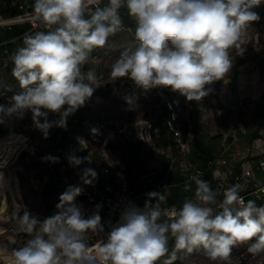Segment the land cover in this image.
I'll return each instance as SVG.
<instances>
[{
    "label": "clouds",
    "instance_id": "9594fccd",
    "mask_svg": "<svg viewBox=\"0 0 264 264\" xmlns=\"http://www.w3.org/2000/svg\"><path fill=\"white\" fill-rule=\"evenodd\" d=\"M262 0H108L104 7L90 9L86 0H34L33 11L45 30L25 34L23 46L11 55L12 76L21 91L0 105V124L23 119L32 113L35 127L48 138L53 127L66 128L67 118L84 107L100 87L93 70L82 71L95 48H103L110 35L123 28L120 9L135 20V46L126 48L111 65L113 80L127 77L138 88L163 87L201 101L217 81L224 80L233 66L230 50L243 55L248 27L260 20L253 9ZM129 105L135 97H124ZM46 110V111H44ZM57 115L50 121L48 114ZM43 117V122L40 118ZM93 135L98 129L93 128ZM45 160L55 161L47 156ZM91 157H72L80 165ZM3 174L0 173V187ZM97 173L85 168L83 185H93ZM195 200L161 222L164 192H149L143 208L130 204L112 225L107 239L95 246L86 242L89 232L103 231L97 211L85 218L75 203L80 186H69L61 194L57 212L43 221L26 207L14 213L17 231L31 237L11 253L13 264H173L177 253L202 249L211 260L227 259L232 249L248 245L254 255L264 253V206L254 200L245 203L234 184L217 193L209 183L194 175ZM192 190L190 183L184 191ZM155 201V203H152ZM212 205H217L215 211ZM169 234L174 247L169 250Z\"/></svg>",
    "mask_w": 264,
    "mask_h": 264
},
{
    "label": "trees",
    "instance_id": "16d2710c",
    "mask_svg": "<svg viewBox=\"0 0 264 264\" xmlns=\"http://www.w3.org/2000/svg\"><path fill=\"white\" fill-rule=\"evenodd\" d=\"M1 3V0H0ZM264 8V5L262 6ZM26 11H33V9H28L24 6L23 0L21 2L16 3L15 5H1L0 4V17H10L17 14H21ZM120 14H122V18L126 24L131 26L130 31L120 30L119 33L123 32L125 36L134 38L135 31V20L130 17L127 13L126 8L120 9ZM30 28L29 22H20L14 23L8 26H0V105H6L7 101L10 100L11 96L21 91L18 81L12 76L11 69L13 67L12 61L10 59L11 55L18 49L23 46V38L24 33ZM35 33V31H30L28 34ZM117 39L116 36H109V39ZM135 46V45H134ZM133 43L128 44V46H124L121 48L124 51L126 48L134 47ZM242 61H239V65ZM142 89V88H141ZM156 88L149 89L150 95L155 91ZM105 98V94H104ZM173 98L175 96L173 95ZM176 99V98H175ZM92 97L86 102L83 109H90V102ZM121 104L126 103L125 99L121 100ZM148 103V100L146 101ZM163 107L155 106V103H150V105H154V107H159V113L155 116V118L148 119L147 121L150 124V136L151 138L148 141H144L139 139L133 133L125 136L123 134H115L111 138L106 139V134L100 135L98 137V146L100 150L104 147H108L112 152H114L117 156H119V152L123 154L126 158L125 162V172L127 174V178L130 180V176L135 172L140 171V156L142 154H146L148 152H153V149L158 148H168V146L174 145L175 143L172 141L171 137L164 133L165 121L167 117L170 115L167 106L163 102ZM92 108V107H91ZM158 109V108H157ZM86 112H78V110L70 115L67 119V127L60 128L57 127L56 130L52 134L53 144L51 145L48 152L42 150L39 153H29L26 150H21L19 152L18 158L26 163L27 165L37 169L36 178L43 183V196L44 203L46 207L50 206L48 202V197H57L60 193L67 190V185L72 184V177L75 175L77 179L81 181V174L76 172L77 169L73 168L69 164V155L72 150L77 149L75 143V136L82 132L84 129V122L86 121ZM127 118H124L123 121L130 122L132 120V115L129 114ZM99 115L95 114L93 124L88 125V129L85 130L84 136L88 140L91 138L92 129L97 128V124L99 121ZM32 121V114L26 113L23 119L19 121H15L13 125L8 126L6 122L4 124H0V137L7 136L12 133H27V130L24 128L25 125L30 124ZM178 124L182 128V139L186 142L187 148L185 151V158L189 162V166H198L204 171V180L207 181L212 188L217 182V178L213 174V166L209 165V161L216 160L219 156L220 149V135L211 134L206 126L201 121V115L194 110L191 111L190 120H185L179 115L178 111ZM86 125V124H85ZM99 130V129H98ZM190 133L192 135L190 136ZM231 140V138H227ZM142 143L151 144L150 150H144ZM74 145V147L72 146ZM73 147V148H72ZM89 149V146L82 151ZM115 150L118 152L116 153ZM80 150L77 151L82 152ZM101 152V151H100ZM51 156L56 158L55 161L45 160L44 157ZM159 161V169L158 173H154L150 175V178L159 180L165 179L168 183V186L162 190L164 194L167 196L166 202L161 203L164 205L177 204L182 206L185 199H193L195 197V184L194 182L187 179L184 174H180L175 165L171 161L169 157L165 154H157ZM258 158V157H257ZM101 161V158H100ZM102 162V161H101ZM80 167V166H79ZM80 167V171H81ZM83 171V170H82ZM238 169L230 174V182H235L234 174L238 173ZM13 183H16V176H9V187H13ZM132 183V182H131ZM186 183H190L192 186L191 191H184V185ZM238 182H235L237 184ZM17 184V183H16ZM147 187L150 185L145 183ZM140 190H143L144 187H140ZM82 197V196H81ZM83 198V197H82ZM254 200L251 197H247L246 201ZM255 201V200H254ZM155 202V201H154ZM257 206H264L261 202L255 201ZM105 210L102 207L101 218L102 224L104 225V231L107 229V225L105 222ZM164 220H161V222ZM169 250L171 251L174 247V238L170 236L169 239ZM184 251L181 250L177 253V260L173 262V264H188L181 259V254Z\"/></svg>",
    "mask_w": 264,
    "mask_h": 264
},
{
    "label": "rangeland",
    "instance_id": "374dc122",
    "mask_svg": "<svg viewBox=\"0 0 264 264\" xmlns=\"http://www.w3.org/2000/svg\"><path fill=\"white\" fill-rule=\"evenodd\" d=\"M264 5V0H262L261 4L255 8L261 9ZM258 22V21H257ZM257 22H253L243 37L245 44L242 46L245 51L243 55H236V50H230V55L233 57V66L238 64L239 61H243L248 59L249 56H252L255 61L259 62L258 58L264 62V41L263 39H259L255 41L253 30L255 29V24ZM111 36V35H110ZM116 36L117 39H109L106 45L103 48H95L92 53L90 54L88 62L82 66V71L85 73L88 70H93L97 76V81L100 87L96 88L93 93L92 100L90 102V109L87 108L86 110L80 108L78 112H86V121L84 122V129L82 132H79L75 136V143L76 148L82 151L89 146V149L85 151L79 152L77 154V158L83 160L84 157H91V163L87 161L82 162L79 166L81 169L85 168H92L98 172V168L100 166V147L98 146V137L100 135L106 134V131L101 129L98 130V135H92L91 138L88 140L87 138L83 137L85 130L88 129L89 124H93L95 114L99 115V121L101 119L105 120H112L113 122L123 121L124 118H127L132 115L134 119H151L155 118V116L159 113V107H154V105H150L149 99L151 100L154 94H157L155 97L160 96V92H165L169 95H174L177 100H181V95L178 93H173L170 89L157 87L155 91L150 95L149 90H144L138 88L133 81L125 78H120L118 80H113L110 76L111 65L114 61L120 56L124 46H128V44L133 43L135 45V39L130 38L124 35L123 32L119 33L116 32L113 34ZM252 52H251V51ZM251 52V53H250ZM263 54V55H262ZM261 56V57H259ZM232 66V67H233ZM105 94V98H104ZM127 95H132L135 97L134 103L130 104L129 114L126 116L123 115L121 110V103L123 98ZM204 99V98H203ZM148 100V103L146 101ZM159 106L161 103L155 102ZM10 105V100L7 101V106ZM6 106V105H5ZM6 106V107H7ZM156 106V105H155ZM92 107V108H91ZM180 109L181 104H179ZM46 111V110H44ZM31 113V112H27ZM32 114V113H31ZM186 116L187 113H183L180 110V116ZM181 116V117H182ZM70 117V116H69ZM68 117V118H69ZM183 117V118H184ZM58 117L56 114L49 113L48 119L50 121L56 120ZM67 118V119H68ZM20 119H11L7 120L6 124L8 126L13 125L15 121H19ZM98 121V122H99ZM40 122H43V117L40 118ZM86 124V125H85ZM130 127V125L128 126ZM132 127V125H131ZM27 130V133H12L7 136L0 137V173L3 174L2 182L5 187L4 195L0 194V201L2 208L3 200H5V210L2 212L6 220L10 221L11 224L8 225L9 222H0L1 227H6V225L14 228L17 223L14 217V213L21 211L15 205L18 204L20 206L26 207L27 210L31 213L32 216L36 217L38 220L43 221L47 217L55 214L57 212L56 205L60 202L59 198L62 193H60L57 197H48V202L50 206L46 207L44 203V196H43V183L42 181L36 178V171L37 169L27 165L23 161L18 158L19 152L21 150H26L29 153H39L42 150L48 152L51 145L53 144L52 134L56 130L57 127H53L50 129L49 136L45 139L42 133L35 127L33 119L30 124L25 125L24 127ZM136 128L132 127V133ZM167 130H164L166 132ZM144 150H150L151 144L149 143H142ZM74 145H72L74 147ZM72 147V148H73ZM84 148V149H83ZM174 149H153V152H148L146 154H142L140 156V172L147 173L154 169L159 168V161L157 154H165L167 157L170 158L173 153ZM116 153H118L115 150ZM119 157L121 158L120 161L126 162V158L120 152L118 153ZM226 156V155H222ZM121 163V162H120ZM173 164L176 167L182 168L180 165V161L177 159L174 160ZM179 171V170H178ZM16 176V183H13V187H9V176ZM72 177L71 181H73ZM97 179V177H96ZM95 179V180H96ZM6 196V197H5ZM79 197V196H78ZM8 201V204H7ZM75 203L77 201L75 200ZM8 207V208H7ZM22 211L20 215H22ZM10 216V218L8 217ZM2 220V219H1ZM18 226H16L17 228ZM1 236V235H0ZM169 234V239H170ZM28 237V238H27ZM31 237L27 236L24 233H18L17 235V243L14 245L15 249L22 247L27 239ZM254 242V241H249ZM247 242V243H249ZM240 244L232 249L229 257L227 259H220L213 261L209 257L204 254L202 249L194 250L192 253L183 252L181 254V259L188 264H259L258 257H253L251 254L245 253V246L246 244ZM261 259L264 261V253H261ZM0 264H5L2 261Z\"/></svg>",
    "mask_w": 264,
    "mask_h": 264
},
{
    "label": "crops",
    "instance_id": "0c3cea01",
    "mask_svg": "<svg viewBox=\"0 0 264 264\" xmlns=\"http://www.w3.org/2000/svg\"><path fill=\"white\" fill-rule=\"evenodd\" d=\"M105 1L107 2L108 0ZM18 2H21V0H1L0 4L3 6H11ZM23 4L26 8L33 9L34 0H23ZM253 10L260 16V20L255 24V29L253 30L255 35L253 37L255 41H258L259 39H263L264 41V8H254ZM255 60L252 56H249L248 59L243 60L237 65V68L233 66L227 74V82L224 80L215 82V92L209 94L199 102L188 101L183 96L181 97V100L175 99L179 115L180 110L183 113H187L185 117L181 114L182 118L184 117L183 119L190 120L191 111L194 110L201 115V121L211 134L220 135L219 156L216 159L215 166H213V174L220 175L226 182H230V174L232 172L236 169L240 171L244 165L250 166L253 169L254 179L259 182H264V172L258 170L256 167L257 157L264 155V137H261L258 133V128L264 126V62L261 58H258L259 62ZM156 95L157 94H154L151 100L149 99V102H159L161 103L160 107H163L165 98L173 97V95H169L165 92H160V94H158L160 96L155 97ZM179 104H181V109ZM155 105L159 106L158 104ZM147 120V118H132L130 121L131 124H129L130 130L132 131L134 125L137 126L138 124H144ZM164 133L171 137L172 141L175 143L174 137L168 131ZM133 134L137 136L135 131ZM191 135L192 133H190V136ZM227 138H231V140H228ZM171 148L174 149V152L171 153L172 155L170 156L172 162L177 159L180 161L182 167L183 165H189V162L185 158V154L183 156L179 154V147L176 143L163 149ZM223 154L226 156H222ZM120 159L121 158L118 156V161L121 162L120 165L124 167L125 171V162L120 161ZM221 159L226 160L225 165L220 163ZM175 169H177V171L179 170L178 172H180V174H183L182 168L175 166L173 170ZM116 171L117 170L115 169L111 177L112 182L119 179ZM157 171H160V169H154L147 173L137 171L130 176L133 186L137 188V193L141 192L139 188L145 186V183H147L148 180L147 178L154 173H158ZM143 174L148 175L145 180L140 179V175ZM95 181H97V179L94 180V182ZM76 201V204L80 207L85 204V200L81 195L76 198ZM100 209H102V207H100ZM4 210L5 208L2 212H4ZM2 212L0 213V222H9L6 220ZM105 222L108 229L106 219ZM9 224L10 223H8V225ZM8 225H6V227L0 226V262L2 261L5 264H13V262H11V253L15 249L14 245L16 244L19 231L17 234L9 231L8 228L10 226ZM16 226L15 229H17ZM107 229L95 233L89 232L87 238L90 236L93 238H99L107 231ZM12 236L13 240H11Z\"/></svg>",
    "mask_w": 264,
    "mask_h": 264
},
{
    "label": "built area",
    "instance_id": "2783aa9c",
    "mask_svg": "<svg viewBox=\"0 0 264 264\" xmlns=\"http://www.w3.org/2000/svg\"><path fill=\"white\" fill-rule=\"evenodd\" d=\"M86 3H88L90 9H94L95 7L106 6L108 4V1L106 2L105 0H86ZM20 22L30 23V28L24 33V35L28 34L30 31L37 32L45 30L42 22L36 18L34 11H26L21 14L10 16L7 18L0 17V26H8ZM122 22L123 28L121 30L130 31L131 26L129 24H126L123 18ZM208 87H211L213 89V91L210 93L213 94L216 89L215 83ZM164 103L167 106V109L169 110L170 114L165 121V128L174 137L175 142L179 147V154L183 156L185 154L187 144L182 139L183 131L181 126L178 124V107L176 104V100L173 97H169L164 99ZM121 110L123 115L126 116L127 114H129L128 112L130 110V105L121 104ZM129 124L131 123L126 121L113 122L112 120L110 121L101 119L97 124V128L106 131L105 138L109 139L113 135L118 133L123 134L125 136L132 134L130 128L128 127ZM133 127L136 128L134 131L139 139L148 141L151 138L149 132L151 131L150 124L148 121H145L144 124H138L137 126L134 125ZM258 133L261 137H264V126H260L258 128ZM79 148L72 150L68 160H70V158L72 157L77 158V151ZM100 158L102 162H100V166L98 168L97 181L93 182V185H83L81 181L77 178H73L72 184L67 185V188L69 186H80L83 188L81 196L84 198L85 204L81 208L85 218L90 217L91 215H93L94 212L97 211L96 205H100L105 210L104 212L108 224L107 231L99 238H93L90 236L86 239V242L91 248H93V250H95L96 245L106 241L107 234L110 231V228L112 227V225H115L119 221L120 215L126 206L134 204L137 207L143 208L145 205V201L148 200V196L146 195L147 193L153 191L161 192L168 186V183L165 179L155 180L150 178L149 176V178H147V183L150 186L147 187L145 185L144 189L141 190V192L137 193V188L134 187L130 180L127 178L124 171V167L120 165V162L118 161V156L114 152H112L108 147H104L100 152ZM215 163L216 160L209 161L210 166H215ZM220 163L222 165H225L226 160L221 159ZM69 164L71 167L77 169L76 172L82 174L83 171H80L79 165H75L70 161ZM256 167L258 170L264 172V155H261L257 158ZM115 169L117 170L116 174H118L119 179H116L115 182H112L111 177ZM253 172L254 171L250 166L244 165L238 173L234 174V180L235 182H238L237 184L240 185L239 194L244 197L245 203H247V197H251L255 201L264 204V182H259L254 179ZM182 173L187 177L188 180L189 177L194 175H199V177L204 180V171L198 166L191 167L189 165H183ZM73 176L76 177L75 175ZM147 176L148 175L144 174L140 175V179L145 180ZM215 177L218 180L211 189L217 193L216 199L218 205L223 199V192L227 188L233 186L235 182H226L224 178H222L220 175H215ZM192 200L194 202H198L195 200V197ZM152 203L155 202L152 201ZM217 205H212L215 211H219ZM181 207L182 206L177 204L164 206L160 205L162 212L160 220L169 219L171 213L175 210L180 209ZM101 211L102 209L99 208V215L101 214ZM8 230L14 232L15 234L18 233L17 230L11 227H9ZM250 243L252 242L246 244L245 253L251 254L253 257H258L259 264H264V261L261 259V253L254 255L248 252L247 249Z\"/></svg>",
    "mask_w": 264,
    "mask_h": 264
},
{
    "label": "bare ground",
    "instance_id": "6f19581e",
    "mask_svg": "<svg viewBox=\"0 0 264 264\" xmlns=\"http://www.w3.org/2000/svg\"><path fill=\"white\" fill-rule=\"evenodd\" d=\"M4 192H6V191H5V187H4V185H3V182H2V187H0V194H1V195H4ZM5 197H6V196H5ZM5 202H6V201L3 200V204H2V206H1L2 208H0V213L2 212V210H3L4 208H6V207H5ZM7 204H8V203H7ZM17 205H18V204H16L15 206L17 207ZM7 208H8V207H7ZM8 218H10V216H9ZM10 219H11V218H10ZM10 221H11V220H10ZM10 224H11V223H10ZM14 229H15V227H14ZM15 230H16V229H15ZM11 240H13V236L11 237ZM11 262H13V261H11Z\"/></svg>",
    "mask_w": 264,
    "mask_h": 264
}]
</instances>
